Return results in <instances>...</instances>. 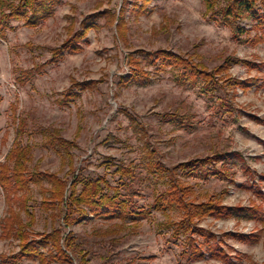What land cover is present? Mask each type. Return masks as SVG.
<instances>
[{
	"label": "rangeland",
	"instance_id": "1",
	"mask_svg": "<svg viewBox=\"0 0 264 264\" xmlns=\"http://www.w3.org/2000/svg\"><path fill=\"white\" fill-rule=\"evenodd\" d=\"M218 2L227 5L230 0ZM257 12H263L260 4ZM91 20L95 28L86 30L83 22ZM256 22L243 18L238 24L251 30L237 37L208 11L204 0H61L36 28L11 20L0 37V163L12 147L19 118L30 132L22 138L33 148L30 167L59 176L68 187L74 176L46 145L40 127L58 129L76 143L69 151L77 177L104 178L111 186L126 183L138 194L133 209L150 208L175 176L193 188L189 199L255 206L264 213V42L253 41L260 32ZM77 32L83 36L78 41L82 50L53 59L54 51ZM158 51L172 52L212 73L220 66L227 71L217 74L215 90L204 89V81L182 84L177 80L182 66H163L149 57ZM250 62L258 67L251 68ZM36 65H45L43 72L21 84L20 73ZM133 72L145 76L121 86L119 78ZM244 81L250 89L239 85ZM70 89L78 96L62 105ZM219 154L224 161L205 165L198 178L173 172L183 162L218 159ZM150 163H160L164 172L153 175ZM118 166L132 175L120 180L114 174ZM75 187L79 194L82 185ZM30 194L33 216L21 211L29 240L56 231L75 240L72 261L65 262L52 261L56 251L51 241L39 244L46 264H264V219L196 220L195 227L214 236L211 243L219 244L227 257L224 262L208 254L193 261L182 255L186 244L203 239L190 232L175 237L176 226H163L179 222L178 211L151 210L125 221L89 216L79 222L73 212L66 225L61 209L41 206L38 188L32 187ZM6 213L0 189V224ZM240 234H257L259 240L243 241L235 236ZM19 246L20 240L0 237V264H10L3 259L19 253ZM45 263L31 257L16 264Z\"/></svg>",
	"mask_w": 264,
	"mask_h": 264
},
{
	"label": "trees",
	"instance_id": "2",
	"mask_svg": "<svg viewBox=\"0 0 264 264\" xmlns=\"http://www.w3.org/2000/svg\"><path fill=\"white\" fill-rule=\"evenodd\" d=\"M18 1L16 4L15 2ZM61 0H0V37H5L6 28L11 20L22 21L26 27L36 28L40 22L47 20L53 11V6ZM146 2L152 0H143ZM207 3V9L211 14L219 20V23L234 30L237 37L247 34L251 29H246L238 24L245 17H252L257 22L255 29L260 32L255 35L253 41L255 43L264 42V0H230L227 5H221L218 0H204ZM261 5L263 12L258 13L257 8ZM86 30L95 28L93 21L83 22ZM83 36L77 32L75 36L67 40L60 48L54 51V58H61L64 52L78 53L82 48L78 45V41ZM33 47V46H32ZM151 59L160 61L163 66H171L178 68L183 67L181 74L177 77L179 83L184 84L189 82L192 84L204 81L203 87L206 90H215L219 82L216 79L217 74L227 71L225 66H220L215 71L209 72L201 65L189 63L179 56L168 51H158L150 54ZM230 62V61H229ZM251 68L258 67L253 63H246ZM45 65H36L31 70H25L20 73L17 80L24 84L25 82H32L36 73L43 72ZM136 72V71H135ZM141 75L138 73H130V76H121L119 84L121 86H128L131 80H136ZM243 89H250L248 81L239 83ZM74 86L82 87L83 90L89 89L86 83L74 84ZM65 94L64 98L60 100L62 105H67L73 98L77 97L72 90ZM212 92V91H211ZM1 101V96H0ZM15 139L11 149L6 155L5 161L0 163V189L3 192L5 205L7 207L6 216L0 224L2 235L0 237L6 239L20 240L19 253L11 257L4 258L3 261H9L10 264H16L24 259L31 257H39L45 263L46 255L39 253V244L50 243L55 249L56 254L53 255L52 261L65 262L72 261L71 254L75 252V240L71 236L68 238L60 237V232L45 239L29 240L28 230L23 225L21 218V211L24 209L26 215L33 216L30 212L31 190L36 187L40 191L42 197L41 206L50 209L51 207L59 208L64 215L63 221L66 225H70L73 212L78 213V218L75 222L84 220L92 216L95 219H110L125 221L129 217L139 215H149L151 210L162 212V214H169L171 211H178L181 220L176 223H168L164 227L176 226L173 235L179 237L182 234L190 232L192 235L196 234L203 239L199 241H189L186 244L182 255L193 261H200L208 254L211 258L226 261L227 255L222 250L219 244L213 245L211 242L215 239L214 236L209 235L202 228L195 227V221L204 219L205 217L215 218H236L247 220H263L264 213L255 206L251 208L246 207H228L218 204L213 200L206 202H198L196 198L189 199L194 193L193 188L185 185L183 182L177 180L175 176H171L165 192L156 196L153 204L147 210L133 209L131 206L133 198L138 194L132 191L126 183L121 185L111 186L104 178L89 179V177H77L74 172L73 156L69 148H77L74 141H68L61 136L58 129L39 128L38 130L45 134L48 139L46 145L52 148L61 156L63 164L69 166V172L72 173L73 180L71 186L68 187L67 181L59 178L55 174L43 173L30 167L32 162V150L30 145H24L22 138L29 134V128L26 120L19 119L15 124ZM47 134V135H46ZM3 139L0 138V144ZM65 156V157H64ZM218 159H203L191 160L179 164L173 172L180 171L183 174H189L192 177H199V169L205 165L214 164L216 162H223V154L216 155ZM67 158L68 160H66ZM65 162V163H64ZM148 167L153 175H159L164 172L163 166L160 163H150ZM114 174L120 176L122 180L126 176L132 175L129 168L118 166ZM264 178V177H262ZM47 183L48 185H46ZM82 185L81 192L77 194L76 187L78 184ZM126 190V193L122 192ZM19 208V212L16 211ZM135 208V207H134ZM15 209V211H14ZM47 213V211H45ZM33 220V219H32ZM263 222V221H262ZM240 240L256 242L259 240L257 234L235 235ZM63 241V242H62ZM64 246V247H63ZM70 251H69V249ZM73 254V253H72ZM46 264V263H45Z\"/></svg>",
	"mask_w": 264,
	"mask_h": 264
}]
</instances>
